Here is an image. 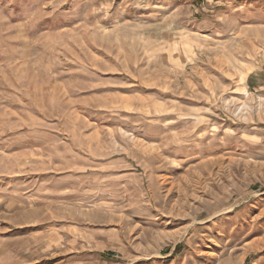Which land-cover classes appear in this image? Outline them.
Returning a JSON list of instances; mask_svg holds the SVG:
<instances>
[{"label": "rangeland", "instance_id": "rangeland-1", "mask_svg": "<svg viewBox=\"0 0 264 264\" xmlns=\"http://www.w3.org/2000/svg\"><path fill=\"white\" fill-rule=\"evenodd\" d=\"M0 264H264V0H0Z\"/></svg>", "mask_w": 264, "mask_h": 264}]
</instances>
